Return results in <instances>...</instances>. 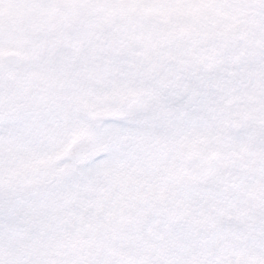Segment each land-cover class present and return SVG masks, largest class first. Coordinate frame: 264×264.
Listing matches in <instances>:
<instances>
[{
    "label": "snow or ice",
    "instance_id": "obj_1",
    "mask_svg": "<svg viewBox=\"0 0 264 264\" xmlns=\"http://www.w3.org/2000/svg\"><path fill=\"white\" fill-rule=\"evenodd\" d=\"M0 264H264V0H0Z\"/></svg>",
    "mask_w": 264,
    "mask_h": 264
}]
</instances>
